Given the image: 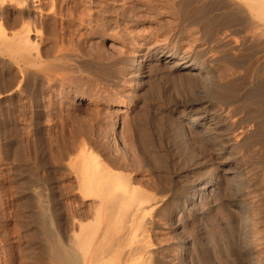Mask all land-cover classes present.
Here are the masks:
<instances>
[{"label": "bare ground", "instance_id": "bare-ground-1", "mask_svg": "<svg viewBox=\"0 0 264 264\" xmlns=\"http://www.w3.org/2000/svg\"><path fill=\"white\" fill-rule=\"evenodd\" d=\"M47 1L0 0V80L11 73L6 67L15 74L14 81L11 77L10 82L0 85L3 112L13 105L9 102L21 99L24 83H30V77L41 82L62 67L44 58L40 48L49 30L46 25L51 21L43 27L47 31L38 25L51 17ZM135 2L136 12H132L127 31L134 44L131 50L124 49L129 53L123 52L121 58L127 64L118 73L125 72L130 77L126 81L129 90L124 94L128 98L105 102L112 104L110 115L105 114L111 119L116 117L108 123L109 131L118 134L120 140L113 143L114 147L106 146L105 137V142H100L101 135L99 139L94 136L86 140V127L80 130V126L79 131L86 137L78 142V147L74 146L76 149L68 148V154L64 152L58 163L49 159L39 168L40 180L27 186L21 182L25 184L21 185L23 188L18 186L22 188L21 196L36 198L33 218L35 214L42 216L33 219V212L28 213L30 207L25 203V208H20L30 254L24 253L23 248L12 254L8 251L12 259L8 262L264 264V0ZM150 16L159 20L160 26L153 27L156 34L150 30L153 28L147 31L138 27L140 19ZM6 20L10 22L8 28ZM125 30L120 35H127ZM111 31L105 32V38L110 39V47L120 48V36ZM78 53L65 49L51 55L60 63L69 57L72 63L83 58ZM52 65L56 66L54 72L48 71L47 76L45 72L53 69ZM104 69L101 68L103 72ZM56 73L55 76L59 74ZM50 81L51 78L46 82ZM39 93L32 97L36 113L31 115L37 117L43 112ZM85 96L91 95L84 91L78 106L86 103ZM126 121L131 125L128 133L123 128ZM90 122L94 123L87 122L90 126ZM111 146L113 149H109ZM31 169L28 171L36 173ZM57 172H62V176ZM61 178L69 181L67 194L59 188ZM18 202L17 205L21 203ZM18 211L17 207L19 214ZM18 229L12 230L18 235ZM5 260L6 263L0 259V264H7Z\"/></svg>", "mask_w": 264, "mask_h": 264}, {"label": "rangeland", "instance_id": "rangeland-1", "mask_svg": "<svg viewBox=\"0 0 264 264\" xmlns=\"http://www.w3.org/2000/svg\"><path fill=\"white\" fill-rule=\"evenodd\" d=\"M50 1H52V5H51ZM50 1L49 0L47 1V5H49L50 8L52 9L51 17H49V19L44 18L45 21L43 19H42L43 21L40 19L42 21V23H41V21L40 22L38 21L41 24L40 25L38 23V25L40 27L46 28V26H48L47 28L49 29L48 30V29L43 28L45 31L48 30V32H45V36L42 40L43 43L40 42V48H42L41 50L44 51L43 54L45 53V54H48L50 56V57H48V55L46 56L44 54V58L45 57L50 58L47 60L52 59L56 64H58L56 66H60V67L62 66L64 68H62V67H61L62 69L59 68L60 71H59L58 67L56 68V69H58V71L56 69L54 70V68L56 67L55 65L51 66L52 68L54 66L53 69L48 68L50 70H47L45 73H47L48 71L49 72L56 71L59 73L57 76H55V74H57L56 72H55V74L52 73V75H50L51 81L48 83L46 81H49L50 78H47L46 76H45V79L47 78L48 80L44 81L45 80L44 79L41 82H36L38 80H34L33 77H30L28 79V80H31L30 83H29V81H27L29 84L24 83L25 84L24 85L25 86L24 87L25 93H23L24 94L23 96L26 97L25 99H23L24 97L22 96L21 99L14 100L16 102V104L13 103L14 101L9 102L13 105L8 110H6L4 112L1 111V108H3V107L0 106V122H1L0 123V174H1L0 175V212L2 210L1 215H0V234L1 235L3 234L2 236L0 235V237L2 238V239H0V250H1L0 251V259H1V261H4L5 263H6L5 259H7V264L10 263L8 261H10V260L12 261V259L10 257H11L13 250L15 251L18 249V250L22 251L23 249H25L27 252L24 250V253H26L28 256L30 254V249H29L30 247H29V244H27L29 241H26L28 239L25 236V232H24L25 231L24 230L25 225L22 223L23 218L20 215L21 214L20 208L25 203V205L30 207V210H28V213L33 212V214L31 213V216L32 215L34 216L35 208L33 207V205H35L36 198L34 199V196L30 197V198L29 197L24 198L21 196L19 191H21L20 189H22L23 186L25 185V184L23 185V183H21V182L26 183L25 186H27L28 184H30L33 181L40 180V177H42V174H40L39 168L41 166H43L45 163L47 164V162L49 163L51 160L50 161H48V160L51 158H52V161H51L52 163H54L53 158L56 161L57 160L60 161L59 158L60 157L64 158V155H65L64 152H67L68 148H69V150L70 149H73V150L76 149L74 146L78 147V145H79L78 142H80V140L83 141V138H85L86 136L88 137L89 133H92L93 136L91 135V138H90V135H89L88 138L87 137L85 138L86 140L87 139L91 140L92 138L94 139V136H96L99 139V137L101 135V136H103L102 137L103 140L100 138L101 140L99 139V141L105 142V139H106L107 144L104 142H103V144H106L107 147L110 144L113 145V147H114L116 145L115 144L116 141L118 142L120 140V136L118 134H113L112 132H110L111 126H109L108 123H110L111 121L113 123L114 119H116V117H113L114 119L113 118L111 119V118H109L110 116H107V115H110L109 112L112 109V104L109 105L105 102H107V101L117 102V100H119V99L127 101L126 99L128 98L124 94L128 92L127 90H129L130 84L127 83L126 81H130V77H128V75L126 76L125 72H123V74L120 73L121 75H125V76H121L118 73L120 71L122 72V69L124 70V67L127 64V62L126 63H125V61L123 62V59L121 58L124 56V55H122V53L124 52V49L126 48L128 50L129 49L131 50V46L134 44L127 37L128 36L127 31H129V28L131 25L128 23L131 22L130 19L133 18L132 16L134 15L133 14L134 11L136 12L135 5L137 6L138 3L136 4L135 1H140V3H145V1L150 2V1H159V0H134V1L133 0H58V1L56 0L57 2L55 0H50ZM161 1H172V0H161ZM175 1H187V0H175ZM52 7H54L55 12L53 11ZM128 14L130 17H128ZM52 15L54 16L55 19L52 17ZM141 16H142L141 18H144L143 16L146 17V15H141ZM148 17L145 19H140L138 27H140V28L145 27L148 31L150 28L157 27L158 25L160 26V24L158 22L159 20L157 17H156V19H157L156 20L155 17L153 18L150 16L151 19H154V20H152V23L154 24V26H152L153 24L149 22V21H151V19ZM148 19H150V20H148ZM49 20H51V21H49ZM48 21L51 23L54 22V24H56V25H54V24L51 25V23H49ZM4 22H5V24H6L5 26L7 28L10 27V26H8V25H10L9 21L6 20ZM46 22H48V24ZM155 22H157V23H155ZM7 23H8V25H7ZM45 23L47 24L46 26H44ZM124 23H127V24H124ZM165 24H167V23H165ZM112 25L113 26L115 25V26L113 27ZM49 26H51L52 29ZM113 28H114V30L111 31V29H113ZM122 30H125L127 32V35L125 34L126 37H125V35H123V33H122V35H120ZM150 30H153L155 32L156 28L155 29L153 28ZM49 31L51 32L50 34H49ZM110 31L113 32V34H115V33L118 34V35L115 34L117 37H119V36L121 37V38L119 37L121 42L118 43V45L121 46V47L119 46L120 48H118V46H116V47L111 46L112 48L110 47V45H109L110 39L105 38V36H104L105 32H110ZM125 31H123V32H125ZM155 34H156V32H155ZM46 35L50 39L48 37H46ZM124 37L127 39H124ZM45 38H46V41H44ZM121 39L122 40L124 39L125 42H124V40L122 41ZM127 41H128V43H127ZM57 49H58V51H57ZM59 49H62V50H59ZM63 49L64 50L66 49V51L68 49V52H69V49H70V51L76 50V53L79 52L80 54L79 53L78 54L83 56L82 59L84 61L81 59L83 62L81 60L78 62H76V61L72 62L74 64V66H76V67H74L73 65L71 66V64H72V63H70L71 59H69V57H66V59L64 58L61 63H63V61H64V63H67V65L70 64V66L65 67L64 63H63L64 65H62L58 60H54V56H53V55L57 54L58 52L61 53L62 51H64ZM122 49H123V51H122ZM54 51H55V53H53ZM126 52L127 51L124 52L125 55L127 53H129V52H127V53ZM51 54H53V55H51ZM52 56H53V58H51ZM66 60H67V62H66ZM57 62H59V63H57ZM122 62L125 64H123ZM59 64H61V65H59ZM97 66H99V68H97ZM71 67H72V69H71ZM102 67H103V69L105 68L104 72L105 71H107V72L104 73L103 70H101ZM6 68H7L6 69L7 72H11L7 76L9 79L8 78L6 79V77H5L4 81L0 80V82H1L0 85H4L5 81H7V82H5L6 84L8 82H10L8 80H10L11 77H12L11 78L12 81H14V79H13L15 77V76H13V75H15L14 72L11 71V69L9 71V69H8L9 67H6ZM111 71H112V73H111ZM97 72H98V74H97ZM101 72H102V74H101ZM114 73L118 74V75H115ZM105 74H107V75H105ZM77 75H79V76H77ZM101 75H103V76H101ZM47 76H48V73H47ZM104 76H106V77L104 78ZM114 77L117 79L116 81H115ZM118 77H119V79H118ZM120 77H122L124 79L122 80V78H120ZM125 77H127V78H125ZM113 78H114V80H113ZM32 80H34V81H32ZM119 80H121V81L119 82ZM33 83L34 84L36 83L35 87H34ZM71 83H72V85H71ZM119 84H120V86H119ZM38 85H40V86H38ZM84 85H85V87H84ZM123 86H124V89H123L124 93H122L123 92V90H122ZM76 87H78V89H75ZM38 88H40V89H38ZM89 88H90V90H89ZM125 88H126V90H125ZM118 89H121L122 92L119 91ZM40 90H43V91H40ZM84 91H85L86 95H91L92 97L91 96H85L86 98H84V101L86 103H82V107H81V104H80V106H78L77 102L79 100L80 101L83 100L81 96H82ZM35 92L44 93V94L39 93L40 99H42L41 102L43 103V112H42V115L40 117H37L36 114L34 116H32L34 113H36V111L34 109V102L32 101V97H34ZM118 92H121V93H118ZM67 96H68V98H67ZM89 97H91L93 99L90 102H89V100H91V98H89ZM67 99H69V100H67ZM18 100H20V101H18ZM93 101H95V102H93ZM17 104H19V106ZM83 106H85V107H83ZM30 108H33V109L30 110ZM105 108L108 112L105 110ZM10 109L12 111H10ZM9 111H10V113H9ZM3 113H6V114H3ZM31 113H32V115H31ZM105 113H107V115ZM84 116H87V117H84ZM105 116H107V117H105ZM8 117H10V119L6 120V119H8ZM83 118H84V120H83ZM38 120L40 121V124H37ZM8 121L10 123L9 125H8ZM41 121H44L45 123H43ZM89 121H94V123L90 122V124L92 123L90 126L89 123H87ZM36 124L38 126H36ZM85 124H87V125H85ZM82 125H83V127H82ZM92 125H94L93 126L94 130L97 128L94 133L91 132L93 130ZM129 125H128V122L126 121L124 124L125 127H123L126 130V131L123 130V131H125V133L127 132V130H129L131 128V125H130V128H129ZM33 126H36V127H33ZM80 126H81V128H80ZM84 126L86 128L83 130L82 128H84ZM87 126H89L88 129H87ZM90 127H91V129H90ZM78 128H80V130L82 129L84 133H86L85 130H87L86 134H88V135L85 134L86 135L85 136L84 133L82 131H79ZM98 128L102 131H100ZM106 128H107V130H106ZM33 130H35V131H33ZM97 130L100 131V133ZM76 131H77V133L78 132L79 133L76 134ZM129 131H131V129ZM36 132H38L40 135ZM97 132L99 133V135ZM103 132H105L106 134H104ZM101 133H103V134H101ZM80 134H82V135H80ZM107 134H108V137L110 135L109 138L106 137ZM116 135H117V139L119 137L118 140L115 139ZM81 136H82V138H80ZM4 137H6V138H4ZM104 137H105V139H104ZM39 138H40V140H39ZM97 138H95V139L98 140ZM85 139H84V141H85ZM41 144L44 145L45 147L42 146ZM69 144H72V145H69ZM40 147L43 148V152H45V154L41 152L42 149ZM72 147H74V148H72ZM37 148H40V149H37ZM111 148H112V146L109 149H111ZM11 149H12V151H11ZM39 150H40V154L42 155V157H41V155H39V152H38ZM44 150H46V151H44ZM68 152H67V154H68ZM46 153H47V155H46ZM62 153H63V155L61 156ZM38 157H41V158H38ZM45 157H47V158H45ZM37 159L40 162H38ZM43 159L45 162L42 161ZM46 159H47V161H46ZM34 160H36V161L34 162ZM61 160H63V159H61ZM58 161H57V163H58ZM22 162H26V163H22ZM36 162H38L39 164H37ZM40 163H41V165H40ZM22 164L23 165L27 164V168H26L27 170L24 168V166ZM28 164H29V166H28ZM36 165H37L38 169L36 168ZM1 167H3V168H1ZM25 167H26V165H25ZM29 168L34 169V170L31 169V170L35 171L36 173H34V172L31 173V171L29 172L28 171ZM24 170H25V172H24ZM22 172L24 174L21 175L20 173H22ZM37 172H39V174H37ZM58 172H57V175L59 176V174H61L62 172L61 173H58ZM36 174L39 176V179H38V176ZM62 174H61V176H62ZM31 175L32 176L36 175V176L32 177ZM18 176L19 177L22 176L25 179L22 177H20L21 178L20 179ZM16 177H18V178H16ZM19 181H20V183H19ZM59 181H60L59 182L60 185L62 184L61 187L63 185L65 186L62 188L59 187L60 190L61 189H62V191L65 190L64 193L67 194L69 191L68 190L66 191L65 188H66L67 184H68V187L70 186V184L68 183L69 181H67L64 178L59 179ZM66 181H67V183H66ZM63 183H65V184H63ZM18 184H20V185H18ZM21 185H23V186H21ZM18 186L19 187L21 186L22 188H18ZM21 199H23V200H21ZM67 200L70 201L68 195H66V203H68ZM16 201L17 202L19 201L18 203H20V202L21 203L23 202V203L22 204L20 203L17 205ZM17 207H18V210L20 211V212L18 211L19 214L17 213ZM22 208L24 209L25 207L23 206ZM31 208H32V210H31ZM14 211H15V214L17 217H15ZM22 211H24V210H22ZM3 212L5 213L4 215H2ZM40 215L42 216V214H39V215L35 214L36 217L33 218V216H32V218L35 219ZM12 216H14V217H12ZM18 217L19 218L21 217L22 220H21V218L19 219ZM13 218H15V219L17 218V220H14ZM15 221L18 223H16ZM3 222H5V223H3ZM13 222L20 229V231L18 232V235L21 236L20 238L16 234L17 232H14V230H12L15 228V231H17V229H18V227L16 229V227H15L16 225ZM11 223L14 224L15 226L12 225ZM5 224H6V226L11 225L13 227H11V226H10V228L5 227ZM2 228H4V229L2 230ZM5 230H7V231H6L5 236H4L3 232H5ZM9 230H11V231L8 233ZM15 236L19 238L17 241L15 240V238H16ZM13 237H14V239H13ZM22 238H24L23 242H22ZM20 239H21V241H20ZM7 240L10 241L9 244L8 243L6 244V242H8ZM20 242L23 245L19 244ZM3 244L6 246H4ZM3 246H4V248L6 247L7 250H4V248H2ZM27 248H28V250H27ZM3 251H4V253L7 251L5 254L2 253V254H4L3 256H5L4 260H3V257H1L2 256L1 252H3ZM8 251H11V254ZM28 251H29V254H28ZM8 254H10V255H8ZM5 263H3V264H5ZM10 264H12V263H10Z\"/></svg>", "mask_w": 264, "mask_h": 264}]
</instances>
